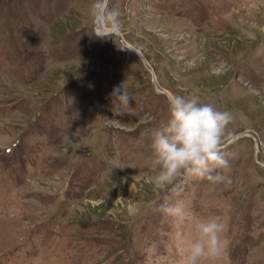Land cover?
<instances>
[{
    "label": "rangeland",
    "instance_id": "374dc122",
    "mask_svg": "<svg viewBox=\"0 0 264 264\" xmlns=\"http://www.w3.org/2000/svg\"><path fill=\"white\" fill-rule=\"evenodd\" d=\"M91 2L0 0V264H180L187 217L223 224L202 264H264V0H110L105 38ZM172 94L232 113L231 183L154 190Z\"/></svg>",
    "mask_w": 264,
    "mask_h": 264
},
{
    "label": "clouds",
    "instance_id": "9594fccd",
    "mask_svg": "<svg viewBox=\"0 0 264 264\" xmlns=\"http://www.w3.org/2000/svg\"><path fill=\"white\" fill-rule=\"evenodd\" d=\"M89 15L93 21L91 35L105 38L121 30L120 13L110 7V0H92ZM111 96L114 104L122 106L129 105L132 99L122 85L114 87ZM167 104V122L147 133L154 152L150 165L154 190L171 189L174 181L182 175L212 183H231V178L219 170L229 167L224 154V133L233 119L232 113L201 102L195 94H172L167 98ZM160 211L169 216L185 218L180 204L171 205L165 201ZM187 219L193 235L184 241L180 264H202L207 258L218 257L221 254L220 233L223 224L215 219Z\"/></svg>",
    "mask_w": 264,
    "mask_h": 264
},
{
    "label": "water",
    "instance_id": "95a60500",
    "mask_svg": "<svg viewBox=\"0 0 264 264\" xmlns=\"http://www.w3.org/2000/svg\"><path fill=\"white\" fill-rule=\"evenodd\" d=\"M153 83H154V82H153ZM154 87H155L156 89L160 90L155 84H154ZM160 91H162V90H160ZM240 136H249V134H241V135H239L238 137H240ZM260 164L264 166L263 163H260Z\"/></svg>",
    "mask_w": 264,
    "mask_h": 264
}]
</instances>
